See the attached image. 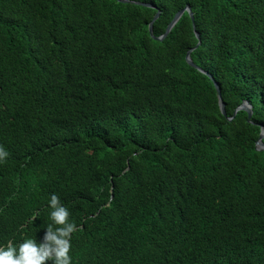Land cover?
Returning a JSON list of instances; mask_svg holds the SVG:
<instances>
[{"label": "trees", "instance_id": "16d2710c", "mask_svg": "<svg viewBox=\"0 0 264 264\" xmlns=\"http://www.w3.org/2000/svg\"><path fill=\"white\" fill-rule=\"evenodd\" d=\"M262 127L264 0H0V244L55 192L72 264H264Z\"/></svg>", "mask_w": 264, "mask_h": 264}, {"label": "clouds", "instance_id": "9594fccd", "mask_svg": "<svg viewBox=\"0 0 264 264\" xmlns=\"http://www.w3.org/2000/svg\"><path fill=\"white\" fill-rule=\"evenodd\" d=\"M9 157L8 149L0 144V163ZM50 223L45 224L43 238L37 243L35 239L24 238L18 243L8 240L0 244V264H72L70 256L71 235L77 231L75 221L70 220V212L62 204L60 197L50 193L47 199Z\"/></svg>", "mask_w": 264, "mask_h": 264}, {"label": "water", "instance_id": "95a60500", "mask_svg": "<svg viewBox=\"0 0 264 264\" xmlns=\"http://www.w3.org/2000/svg\"><path fill=\"white\" fill-rule=\"evenodd\" d=\"M123 1H129V0H123ZM136 3H140V4H143V5H148V6H152L151 4L149 3H145V2H139V1H136ZM187 11L192 19V22H193V13L191 11V8L190 6H185L181 9H179L178 11L175 12V14L173 15V17L171 18V20L169 21V23L167 24L166 28H165V31L163 32L162 35L160 36H157L155 38L157 39H162L164 36L167 35V33L170 31V29L172 28V26L177 22V20L179 19V17L181 16V14L184 12V11ZM159 15V11L157 10L155 12V14L153 15L152 19L150 20L149 24H148V29H149V32L150 34H152V25H153V21L157 18V16ZM193 25V28H194V33H195V36L197 37L198 41L196 43V45L194 47H196L199 42H200V35H199V32L195 29L194 27V23L192 24ZM194 47H191L189 50H187L186 54H185V59L187 61V63L189 65H192L194 67H196L198 70H200L201 72L207 74L211 79H213L212 75L210 73H208L206 70H203L202 68H200L198 65H196L191 57H190V51L194 48ZM214 82V85H215V88H216V91H217V96H218V103H219V107H220V111L223 115L226 116V111H225V108H224V102L221 100V96H220V89L218 87V84L215 80H213ZM238 109H243L247 112V117L248 119L251 117V114H252V108H251V104L247 101V100H243L235 109L238 110ZM228 119H231V117H227ZM264 136V128L262 127L261 128V131H260V134H259V137L258 139L256 140L255 142V146H256V149H264V142L262 141V138Z\"/></svg>", "mask_w": 264, "mask_h": 264}]
</instances>
